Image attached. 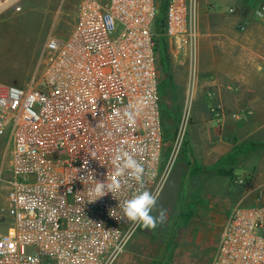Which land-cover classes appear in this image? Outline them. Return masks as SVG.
<instances>
[{
  "label": "built area",
  "instance_id": "1",
  "mask_svg": "<svg viewBox=\"0 0 264 264\" xmlns=\"http://www.w3.org/2000/svg\"><path fill=\"white\" fill-rule=\"evenodd\" d=\"M157 2L80 0L70 34L47 36L39 76L0 81V264H115L141 227L121 207L134 179L93 191L116 179L118 149L144 165L159 201L192 123L201 31L199 0H167L165 35L186 57L187 83L165 161ZM210 264H264V203L231 210Z\"/></svg>",
  "mask_w": 264,
  "mask_h": 264
},
{
  "label": "rangeland",
  "instance_id": "2",
  "mask_svg": "<svg viewBox=\"0 0 264 264\" xmlns=\"http://www.w3.org/2000/svg\"><path fill=\"white\" fill-rule=\"evenodd\" d=\"M7 1L1 0V3ZM79 2L14 0L4 9L0 8V55L3 48L5 56L0 57L1 82L25 87L39 76L38 59L47 36L51 32L60 37L70 34L77 21ZM180 93H183L182 87L178 95ZM181 108L182 99H175L174 94L162 98V120L168 136H175ZM191 125L158 201V205L169 209L168 220L155 229L141 226L119 260L131 258L130 264H210L223 227L217 223L221 213H213L211 207H202L204 197L215 195V200L221 196L227 206H238L235 204L237 197L246 193L244 205L264 203V163L261 161H256L247 175L243 171L246 167L237 161H224L218 168L207 170L198 161L182 160L185 153L192 158L190 145L199 124L196 121ZM169 147L165 151V161ZM233 186H236L235 191L230 190ZM1 213H5L2 196ZM192 218L194 224L190 226Z\"/></svg>",
  "mask_w": 264,
  "mask_h": 264
},
{
  "label": "crops",
  "instance_id": "3",
  "mask_svg": "<svg viewBox=\"0 0 264 264\" xmlns=\"http://www.w3.org/2000/svg\"><path fill=\"white\" fill-rule=\"evenodd\" d=\"M258 1L199 0L200 81L191 123L193 126L197 121L199 126L190 145L192 158L185 153L182 160L198 161L207 170L224 161H237L248 175L256 161L264 163V18L255 15ZM162 37L164 56L160 48L157 50L160 99L174 94L183 103L186 57L165 32ZM181 87L183 93L178 95ZM214 104L218 107L215 114L210 109ZM235 187L230 190L235 191ZM214 197H204L202 207L221 213L217 223L223 227L235 205L227 206L221 196ZM245 200L246 193L238 196L235 204L246 206ZM193 224L194 218L189 225ZM118 260V264L131 262V258Z\"/></svg>",
  "mask_w": 264,
  "mask_h": 264
},
{
  "label": "clouds",
  "instance_id": "4",
  "mask_svg": "<svg viewBox=\"0 0 264 264\" xmlns=\"http://www.w3.org/2000/svg\"><path fill=\"white\" fill-rule=\"evenodd\" d=\"M255 15L264 18V12L256 11ZM115 166V180L111 182L96 181L94 193L97 198L107 193H117L122 189L125 178L134 179L138 188L136 193L121 205L124 217L127 220L139 223L144 229H155L168 220L169 209L158 205V195L145 187V167L132 154L118 149L113 160Z\"/></svg>",
  "mask_w": 264,
  "mask_h": 264
},
{
  "label": "trees",
  "instance_id": "5",
  "mask_svg": "<svg viewBox=\"0 0 264 264\" xmlns=\"http://www.w3.org/2000/svg\"><path fill=\"white\" fill-rule=\"evenodd\" d=\"M158 1L160 3V6H159V10H158V16L156 19L154 32L157 36V50H158V48H160L159 50H161L160 52L164 56L166 43L164 41V38L162 37V34L165 32L164 22H165V16H166V2H165V0H158ZM160 20H162V21H160ZM176 130H177V128L175 129V131ZM173 138H174L173 135L168 136V134H166V132H164L165 151L167 150V146H170V143H171Z\"/></svg>",
  "mask_w": 264,
  "mask_h": 264
},
{
  "label": "bare ground",
  "instance_id": "6",
  "mask_svg": "<svg viewBox=\"0 0 264 264\" xmlns=\"http://www.w3.org/2000/svg\"><path fill=\"white\" fill-rule=\"evenodd\" d=\"M12 1H14V0H10L8 3H11ZM8 3H6V4H4V3L1 4V3H0V7H1V8H2V7L4 8V7L8 6Z\"/></svg>",
  "mask_w": 264,
  "mask_h": 264
},
{
  "label": "water",
  "instance_id": "7",
  "mask_svg": "<svg viewBox=\"0 0 264 264\" xmlns=\"http://www.w3.org/2000/svg\"><path fill=\"white\" fill-rule=\"evenodd\" d=\"M156 5H157V8H159V6H160V3H159V2H157V3H156Z\"/></svg>",
  "mask_w": 264,
  "mask_h": 264
}]
</instances>
